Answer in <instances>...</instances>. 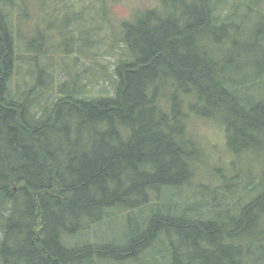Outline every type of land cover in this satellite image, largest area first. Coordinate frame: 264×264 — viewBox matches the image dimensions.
I'll use <instances>...</instances> for the list:
<instances>
[{
    "label": "trees",
    "instance_id": "trees-1",
    "mask_svg": "<svg viewBox=\"0 0 264 264\" xmlns=\"http://www.w3.org/2000/svg\"><path fill=\"white\" fill-rule=\"evenodd\" d=\"M26 3L0 0V264H264V0H160L121 24L97 94L94 66L54 67L89 58L91 38L67 16L24 37ZM193 116L221 123L242 164L182 202ZM118 217L122 239H90Z\"/></svg>",
    "mask_w": 264,
    "mask_h": 264
},
{
    "label": "rangeland",
    "instance_id": "rangeland-1",
    "mask_svg": "<svg viewBox=\"0 0 264 264\" xmlns=\"http://www.w3.org/2000/svg\"><path fill=\"white\" fill-rule=\"evenodd\" d=\"M160 6V0H27L22 8L24 13L21 12L20 25L23 28L21 29L22 34L25 32L24 37L31 33V28L35 23L39 24L40 29L44 31L43 33L58 35V28H61L66 16L72 18V33L76 36L82 34L85 39L91 38L93 44L89 47L91 56L87 58L83 55L77 62L70 56L62 60V64L56 61L54 67L58 72L66 69L68 72L74 73L84 71L88 66H94L96 69L89 72L88 77L90 78L87 81L89 82L91 79L90 91L92 94H97L107 85L111 89L113 88L111 87L112 82L99 76V71L104 65L110 71L116 67L124 48V43L118 41L122 35L121 24L124 21L133 20L136 15L139 16L147 9ZM230 9H232L230 6H226L223 13H228ZM79 15L80 17L77 18ZM74 27L76 28L74 29ZM14 28L19 30L20 26L15 22ZM61 35L62 32H60ZM61 75L62 79L67 77L64 74ZM96 78L100 81H96ZM13 83L16 85V82ZM190 119L189 130L199 142L202 154L197 176L183 188L182 193L178 194L176 198L182 202L185 201L186 197L191 202L199 199L200 196L197 194L199 185L201 190L219 186L224 179L227 182L231 181L239 167L232 162L237 161L242 164V159L229 150L225 128L221 123L213 118L200 119L193 116ZM246 158L244 159L249 162V165H259L255 158H252L251 161ZM236 180L233 182L239 183L243 179L238 178ZM125 221V217L123 219L118 217L94 227L90 239L102 244L122 239Z\"/></svg>",
    "mask_w": 264,
    "mask_h": 264
}]
</instances>
